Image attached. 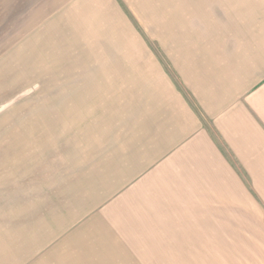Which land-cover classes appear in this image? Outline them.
Wrapping results in <instances>:
<instances>
[{
  "label": "rangeland",
  "instance_id": "rangeland-1",
  "mask_svg": "<svg viewBox=\"0 0 264 264\" xmlns=\"http://www.w3.org/2000/svg\"><path fill=\"white\" fill-rule=\"evenodd\" d=\"M112 1L87 8L95 21L78 8L71 33L57 27L64 0H0V218L32 224L0 231V264H264V207L122 183L135 153L119 118L174 41L157 0Z\"/></svg>",
  "mask_w": 264,
  "mask_h": 264
},
{
  "label": "crops",
  "instance_id": "crops-1",
  "mask_svg": "<svg viewBox=\"0 0 264 264\" xmlns=\"http://www.w3.org/2000/svg\"><path fill=\"white\" fill-rule=\"evenodd\" d=\"M103 1L64 0L57 27L72 33L65 24L81 21L75 18L80 7L86 9L81 17L90 15L83 22L95 21L90 10L113 4ZM157 2L153 22L169 23L164 29L174 45L160 53L168 66L153 53L151 77L136 79V97L119 118L128 117L134 142L126 151L135 153L122 159L135 160L136 178L122 183L141 185L151 177L157 183L176 182L186 192L204 191L205 198L242 199L257 214L264 207V0ZM182 6L184 14L178 16ZM189 6L196 8L193 14L186 11ZM162 9L168 11L167 20L158 16ZM193 15H199L195 20L201 26L192 25ZM80 97L73 102L80 103ZM10 215L0 218L1 232L10 224L13 230L31 228V217L15 221Z\"/></svg>",
  "mask_w": 264,
  "mask_h": 264
}]
</instances>
